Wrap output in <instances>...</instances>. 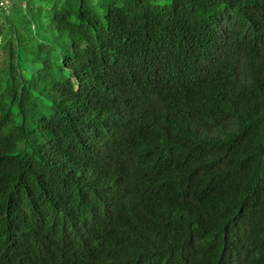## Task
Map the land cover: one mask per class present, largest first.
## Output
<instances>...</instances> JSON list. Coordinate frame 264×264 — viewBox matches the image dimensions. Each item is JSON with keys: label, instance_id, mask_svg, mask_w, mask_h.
I'll list each match as a JSON object with an SVG mask.
<instances>
[{"label": "trees", "instance_id": "trees-1", "mask_svg": "<svg viewBox=\"0 0 264 264\" xmlns=\"http://www.w3.org/2000/svg\"><path fill=\"white\" fill-rule=\"evenodd\" d=\"M0 264H264V0L0 8Z\"/></svg>", "mask_w": 264, "mask_h": 264}, {"label": "built area", "instance_id": "built-area-1", "mask_svg": "<svg viewBox=\"0 0 264 264\" xmlns=\"http://www.w3.org/2000/svg\"><path fill=\"white\" fill-rule=\"evenodd\" d=\"M10 5V0H0V8L8 9Z\"/></svg>", "mask_w": 264, "mask_h": 264}]
</instances>
